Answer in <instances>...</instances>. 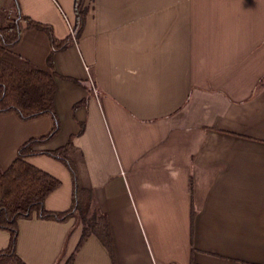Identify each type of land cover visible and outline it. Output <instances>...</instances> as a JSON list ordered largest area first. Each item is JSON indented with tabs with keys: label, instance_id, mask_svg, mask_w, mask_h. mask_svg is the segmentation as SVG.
Segmentation results:
<instances>
[{
	"label": "crops",
	"instance_id": "0c3cea01",
	"mask_svg": "<svg viewBox=\"0 0 264 264\" xmlns=\"http://www.w3.org/2000/svg\"><path fill=\"white\" fill-rule=\"evenodd\" d=\"M17 1L0 0V25L20 11L51 25L59 40L72 34L76 0ZM84 5L81 36L51 62L42 30L25 29L12 52L56 74L60 131L36 149L73 139L80 185L92 192L110 241L91 234L78 247L77 217L24 218L18 257L25 264H65L73 254L71 264H264V0ZM52 120L0 114L1 169L26 141L48 134ZM27 161L62 180L46 208L68 210L73 189L64 164L46 154ZM9 242L0 230V250Z\"/></svg>",
	"mask_w": 264,
	"mask_h": 264
},
{
	"label": "trees",
	"instance_id": "16d2710c",
	"mask_svg": "<svg viewBox=\"0 0 264 264\" xmlns=\"http://www.w3.org/2000/svg\"><path fill=\"white\" fill-rule=\"evenodd\" d=\"M15 1L18 6V1ZM84 4L85 0H76L73 34L63 40L55 37L51 25L38 22L20 11L0 25V114L15 112L23 120L43 115H50L53 119V127L48 134L26 141L19 148L14 162L6 170L0 167V230L10 234L9 245L0 250V264H25L17 255L19 221L24 218L37 217L66 222L77 217L82 224L78 247L91 234L103 237L108 244L110 241L109 228L105 218L95 210L92 192L80 185L78 170L71 157L73 139L55 150L36 149L37 145L51 140L60 131V119L55 107L56 74L47 72L12 52V48L21 41L25 29L42 30L51 40V62L55 52L66 49L81 36L87 16ZM86 103L87 99L75 107ZM83 128L84 126L81 131ZM40 154L53 157L69 170L73 181V199L68 210L51 211L46 208V199L62 185V181L27 161L29 157ZM74 257L73 254L65 264H71Z\"/></svg>",
	"mask_w": 264,
	"mask_h": 264
},
{
	"label": "rangeland",
	"instance_id": "374dc122",
	"mask_svg": "<svg viewBox=\"0 0 264 264\" xmlns=\"http://www.w3.org/2000/svg\"><path fill=\"white\" fill-rule=\"evenodd\" d=\"M51 119H52V117L50 116V115H48ZM53 121V120H52ZM65 169H66V171H67V173H68V176H69V183H70V186H72V189H73V181H72V177H71V174H70V172H69V170L66 168V166L65 165H62ZM62 181V180H61ZM71 183H72V185H71ZM66 185V182H64V186Z\"/></svg>",
	"mask_w": 264,
	"mask_h": 264
},
{
	"label": "built area",
	"instance_id": "2783aa9c",
	"mask_svg": "<svg viewBox=\"0 0 264 264\" xmlns=\"http://www.w3.org/2000/svg\"><path fill=\"white\" fill-rule=\"evenodd\" d=\"M72 34H73V32H72Z\"/></svg>",
	"mask_w": 264,
	"mask_h": 264
}]
</instances>
